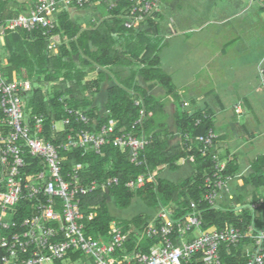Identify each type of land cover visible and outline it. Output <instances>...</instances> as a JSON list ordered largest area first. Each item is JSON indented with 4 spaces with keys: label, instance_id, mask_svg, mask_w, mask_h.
I'll return each mask as SVG.
<instances>
[{
    "label": "trees",
    "instance_id": "16d2710c",
    "mask_svg": "<svg viewBox=\"0 0 264 264\" xmlns=\"http://www.w3.org/2000/svg\"><path fill=\"white\" fill-rule=\"evenodd\" d=\"M6 5L7 2L0 1L1 18L13 17L19 13L5 10ZM129 9L128 0H117L116 6L108 10V17L92 28H83L80 23L69 18L68 10H63L55 15L56 26L47 34H43L42 28L30 31L18 28L0 35V72L7 81L25 78L31 83L27 97L22 93L23 111L43 115L44 135L48 140L59 143L65 141L68 134L81 129L97 135L103 126L112 127L111 131L103 135L104 143L99 152L94 151L91 143L83 144L66 152L63 162L64 173L77 164L81 165L79 185H86L92 180L106 181L111 177L119 180L117 185L105 191L97 188L91 193L79 195L84 231L89 239L104 240L107 236L115 221L110 212V203L124 209L130 206L135 197H144L153 203L159 202V208L161 205L174 208L177 216L186 214V209L187 212L191 209V200H201L204 179L214 172L215 161L212 154L218 157L214 149L203 157L197 147L189 152L186 146L171 145L167 127L160 118L163 103L150 92L154 85H158L164 89L166 96L176 93L171 86L170 76L160 67L156 34L158 24L150 19V15L136 27H126L124 24ZM144 23L147 27H152L151 35L146 34L147 30L142 31ZM49 38L56 42V53L50 50ZM132 64L138 67L130 69L128 73L119 70ZM147 82H151L150 85H146ZM102 91H105L106 98L103 97V103L99 106L96 101L102 97ZM135 99L139 100L138 105L134 103ZM65 107L79 110L89 118L88 122L84 123L73 114L66 113ZM141 108L145 114L137 122ZM66 116L70 117V124L64 126L60 133H54L51 129L52 122L60 121ZM175 116L178 130L182 136L188 134L191 143L192 138L214 127L211 114L204 110L193 114L184 110L177 112ZM197 120L200 123L195 125ZM0 129L7 131L1 125ZM125 134L137 138L150 136V143L139 151V164L130 162L128 150L121 151L113 144L117 136ZM190 155H194L193 164L196 165L193 177L174 183L160 175L164 168L169 171L177 170L181 167L177 161ZM31 161L35 163L36 159ZM218 161L223 162L220 157ZM263 164L264 156L255 161V173L245 178L238 176L235 167L227 162L222 174L230 176L229 187L235 196L228 207L223 204L225 198L216 207H210L203 201L198 204L197 212L203 221L202 231L223 229L231 225L245 230L252 223L256 228L264 226V201L253 214L251 211L247 214L243 210L239 214L234 212L236 206L261 198L259 188L264 187L261 172ZM36 165L29 170L34 172L38 168V164ZM141 175L145 178L142 186L136 189L126 187L128 180ZM246 197H250V201ZM152 217L137 214L129 221H118V224L123 231L129 229L131 223L142 228ZM136 240L139 239L131 235L126 245L128 251H145L153 243L146 239L145 242L136 244L134 249L133 241ZM244 242L247 240H242L240 245L229 250L221 247L222 263L239 264L240 249ZM199 255L197 253L188 264H203L198 261ZM75 256L78 254L74 253L73 257ZM55 264L62 262L57 261Z\"/></svg>",
    "mask_w": 264,
    "mask_h": 264
},
{
    "label": "built area",
    "instance_id": "2783aa9c",
    "mask_svg": "<svg viewBox=\"0 0 264 264\" xmlns=\"http://www.w3.org/2000/svg\"><path fill=\"white\" fill-rule=\"evenodd\" d=\"M117 0H35L28 10L9 18L0 17V35L6 31L25 28L28 31L42 28L47 34L56 26L55 15L68 6L84 7L105 3L113 9ZM130 9L126 15V27H136L156 10L159 0H128ZM55 48L56 42L49 38ZM31 88L27 79L7 81L0 72V264H55L57 261L70 260L72 264H188L197 253L198 261L203 264H223L220 257L221 247L235 248L242 240H247L240 249L239 264H264V226L254 224L245 230L231 225L223 229L202 231L203 221L199 218L198 204L203 201L216 207L222 198L232 199L230 176L222 174L225 163L215 161L214 172L204 179V189L199 202L190 201V210L177 216L174 208L161 205L157 213L135 234L130 228L123 231L118 223L112 222L105 239H89L84 231L83 213L79 207V195L91 193L97 188L102 191L119 183L117 177L106 181L92 180L79 185L81 165H75L64 173L63 162L66 152L91 143L99 152L104 143L103 135L112 127L103 126L96 135L81 129L68 134L65 141L54 143L44 135L42 114H30L24 119L22 93ZM139 102L136 103L138 105ZM77 120L88 122L89 118L79 110L64 108ZM238 111V108H237ZM143 108L139 111L140 122L144 117ZM58 128L52 122L51 129L60 133L70 124V117H63ZM136 122V123H137ZM197 120L195 125L199 124ZM217 138L213 128L192 138L184 134L182 147L190 152L197 147L204 157L214 149ZM187 142L189 145H187ZM150 143L148 138H137L131 134L117 136L113 144L121 151L129 153L130 162L139 164V151ZM31 159H36L34 163ZM194 155L188 157L194 161ZM180 162L186 161L185 158ZM38 168L31 172L32 166ZM31 168V170H29ZM145 182L144 176L128 180L126 187L136 189ZM264 201L250 202L236 206L239 214L244 207L253 214ZM198 235H194V232ZM131 235L138 239L143 235L153 243L145 250H130L126 245ZM77 253L78 256L73 257ZM80 255V256H79ZM87 260L81 261L80 257Z\"/></svg>",
    "mask_w": 264,
    "mask_h": 264
},
{
    "label": "rangeland",
    "instance_id": "374dc122",
    "mask_svg": "<svg viewBox=\"0 0 264 264\" xmlns=\"http://www.w3.org/2000/svg\"><path fill=\"white\" fill-rule=\"evenodd\" d=\"M259 4V0H159L150 19L158 24V32H154L157 34L160 67L170 76L172 88L182 91L178 92L179 98L190 97L196 100L197 96L202 95V100L198 102L199 107L203 108L204 112L210 110L215 114L217 110L212 102L215 100L225 102L230 98H238L240 96L238 88L241 84H247L244 82L248 77H250L247 81L250 85V98H253L254 90L264 94V75L259 73L262 69L260 66H264V13L260 14ZM83 11L90 13L91 9L87 7ZM89 18L90 15L86 14L85 17L80 18L82 20L79 23L83 27H89L91 26L88 22ZM145 28L153 32L152 27ZM50 50L56 53L52 45ZM137 67L132 64L126 67L127 69L122 67L119 70L128 73L130 69ZM252 69L257 71L255 78ZM261 72L264 73L263 70ZM246 74L249 76L246 77ZM150 83L147 82L146 85ZM150 92H154L157 95L155 97L159 96L160 100L166 96L164 89L159 86H155ZM23 94L24 97L28 95L27 92ZM100 94L102 97L96 101L99 106L103 103V97L106 98L105 91ZM137 102L139 100L135 99L134 103ZM164 102L166 103L167 100ZM230 112L231 110L229 114ZM29 116V112L24 113L25 121ZM56 125L59 129L62 128L60 121H57ZM230 132L234 133V129H230ZM181 138L182 134L178 136L179 145L182 146ZM239 139L235 134L231 137L219 138L220 145L224 146L221 150H225L226 146L232 151L233 144ZM177 163L181 162L177 161ZM195 168L193 162L185 161V164L175 171L164 168L160 175L178 183L185 178L193 177ZM230 193L232 197L235 196L231 189ZM260 194L264 196V190L261 189ZM224 198L223 204L227 205L226 207L230 206L232 200L227 199L226 196ZM245 199L248 200V197ZM158 204L159 202L153 203L144 197H135L130 206L124 209H119L112 203L109 205L110 212L115 218L114 222L118 223V221H129L137 214L154 217L159 208ZM243 212L248 214L250 210L246 206ZM128 227L130 231H134L133 233L138 232L139 228L135 224L131 223ZM194 235H198V232H194ZM145 240L142 235L139 240L133 241V248L136 249V244ZM80 259L87 260L83 256ZM62 264L72 263L70 260H64Z\"/></svg>",
    "mask_w": 264,
    "mask_h": 264
},
{
    "label": "crops",
    "instance_id": "0c3cea01",
    "mask_svg": "<svg viewBox=\"0 0 264 264\" xmlns=\"http://www.w3.org/2000/svg\"><path fill=\"white\" fill-rule=\"evenodd\" d=\"M0 1L7 2L5 10L13 11V12L16 11L21 12L28 10L35 3V0H0ZM259 1H260L259 12L261 14L264 13V0H259ZM87 7L91 9L90 13H84L83 10ZM64 10H68L70 15L69 18L78 23L82 20L80 19L81 17L83 16L85 17L86 14H89L90 18L88 19V22L91 24V26L86 28H92L94 25L99 24L104 18L108 17V9L105 3L92 4L84 7L68 6ZM145 23L144 26L142 27V31L147 30L145 28L146 27ZM146 32L147 35H151V33H153L150 32V30ZM121 38H119V40H122ZM120 42L122 43L123 41ZM123 67L126 68L128 66H123ZM260 68L262 69H260L259 73L261 75H264V73L261 72V70L264 71V66L261 65ZM252 72H253V77L255 78L257 71H254L252 69ZM248 76L249 75L246 74V77ZM249 78L250 77L247 78V81ZM247 81L244 82L247 84H241L240 87L238 86L239 87L238 91L240 95L238 98H230L229 101L226 100L225 102H222L221 100H215L216 102L213 101L212 104L214 105V108L217 110V112H215V114H212L210 110L207 111L208 113L211 114V119L214 126L213 128L215 133L217 134V141L215 142L214 150L217 152L218 157H220V159L225 163V165H227V160H228V164H230V166L235 167L236 169L235 172H237L239 174L238 176L241 177L242 176L249 177L250 174H254L255 161L258 158L264 156V94L263 93L261 94L258 91L254 90L253 98H250L251 96L249 94L250 85ZM155 86L158 85H154L151 89H153ZM175 91H176L175 93L176 96L174 94L165 96L164 99L162 100H160V97L158 96L159 98L158 100H160L162 103L167 100V102L166 103L164 102L162 105L163 110L160 118L164 121V124L167 127L166 130L168 131V140L170 141L171 145L179 144L178 136H181V132L177 128V122L175 116L177 115V112H181V111L184 112L185 110L193 114L203 109L200 108L198 104V102L202 100V95L197 96L196 100H193L190 97L179 98L178 92L181 93L182 91L179 89L178 91L175 89ZM153 94L157 96L154 92ZM224 95L225 94H223V97ZM177 104L179 105L178 109H177ZM203 104L205 105L204 107H206V104L205 103ZM230 110L231 112L229 114ZM230 129H234V133L231 134ZM165 132L166 131H164V133ZM234 134L237 138H240L238 142L233 144L232 147L234 149L230 151L225 146V150H221V148L224 146L220 145V141L218 139L224 136L225 138L228 136L231 137ZM180 164L182 166L183 164H185V161L181 162ZM261 172L264 174V164L263 167H261ZM238 180L239 179H237V181ZM261 189L264 190V187L261 186L259 188V191ZM249 190L251 191V187H249ZM260 197L264 198V196H262L261 194ZM249 198L250 197H248V201H250Z\"/></svg>",
    "mask_w": 264,
    "mask_h": 264
},
{
    "label": "clouds",
    "instance_id": "9594fccd",
    "mask_svg": "<svg viewBox=\"0 0 264 264\" xmlns=\"http://www.w3.org/2000/svg\"><path fill=\"white\" fill-rule=\"evenodd\" d=\"M188 157H189V156H188ZM188 157H187V158L185 157V160H186V161H189V160H188ZM182 158H184V157H182ZM182 158H180V159H182ZM180 159L178 160L179 162L181 161ZM192 162H194V161H192Z\"/></svg>",
    "mask_w": 264,
    "mask_h": 264
},
{
    "label": "bare ground",
    "instance_id": "6f19581e",
    "mask_svg": "<svg viewBox=\"0 0 264 264\" xmlns=\"http://www.w3.org/2000/svg\"><path fill=\"white\" fill-rule=\"evenodd\" d=\"M242 189V188H241ZM246 229V228H245Z\"/></svg>",
    "mask_w": 264,
    "mask_h": 264
}]
</instances>
